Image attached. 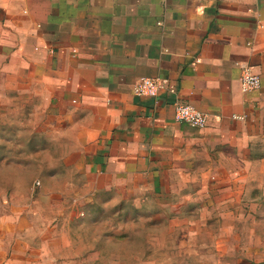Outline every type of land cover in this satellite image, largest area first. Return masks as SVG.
Wrapping results in <instances>:
<instances>
[{
  "label": "crops",
  "instance_id": "obj_1",
  "mask_svg": "<svg viewBox=\"0 0 264 264\" xmlns=\"http://www.w3.org/2000/svg\"><path fill=\"white\" fill-rule=\"evenodd\" d=\"M141 77L177 93L138 97ZM176 101L208 126L175 121ZM25 107L76 202L242 220L264 206V0H0V116Z\"/></svg>",
  "mask_w": 264,
  "mask_h": 264
},
{
  "label": "rangeland",
  "instance_id": "obj_2",
  "mask_svg": "<svg viewBox=\"0 0 264 264\" xmlns=\"http://www.w3.org/2000/svg\"><path fill=\"white\" fill-rule=\"evenodd\" d=\"M32 120L26 107L0 116V264H264V206L242 220L182 222L123 197L80 204L52 184L64 172Z\"/></svg>",
  "mask_w": 264,
  "mask_h": 264
},
{
  "label": "built area",
  "instance_id": "obj_3",
  "mask_svg": "<svg viewBox=\"0 0 264 264\" xmlns=\"http://www.w3.org/2000/svg\"><path fill=\"white\" fill-rule=\"evenodd\" d=\"M241 91L245 93L256 91L261 87V79L250 66L241 69ZM176 94L177 87L167 79L159 77H141L133 86V93L138 97L158 98L160 93ZM234 119H243L242 116H233ZM174 119L180 123H186L197 129H204L209 124L207 113L200 111L190 103L176 101L174 103Z\"/></svg>",
  "mask_w": 264,
  "mask_h": 264
}]
</instances>
